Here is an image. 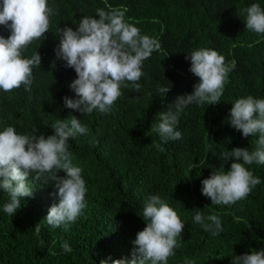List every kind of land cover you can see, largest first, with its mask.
<instances>
[{
    "label": "trees",
    "instance_id": "1",
    "mask_svg": "<svg viewBox=\"0 0 264 264\" xmlns=\"http://www.w3.org/2000/svg\"><path fill=\"white\" fill-rule=\"evenodd\" d=\"M2 3V0H0ZM58 10L49 17L45 39L33 41L24 58L39 52L41 67L33 68L31 91L23 85L11 92L0 90V131L7 126L17 134L51 135L50 124L71 116L87 125L89 133L70 138L72 163L82 169L86 182L87 207L68 231L43 222L49 208L59 202L53 195V181L45 176L35 181L30 175L33 195L21 200L13 216L4 213L9 195L0 190V264H100L101 260H131L136 233L146 227L142 211L147 198L159 195L185 224L180 247L167 264H232L235 256L264 249V165L246 167L261 183L246 199L236 204L212 205L202 195L201 181L218 169L225 151L255 147L258 136L243 137L229 125L232 103L253 96L264 99V34L246 30V9L264 0H47ZM125 12V21L142 35L161 45L143 62L139 92L121 88L122 95L107 114L96 110L84 114L64 107L63 97L75 98L69 84L76 78L71 68L56 59L59 43L54 34L65 26L76 29L84 16H96V9ZM97 19L99 17H96ZM0 35L10 31L0 26ZM207 48L225 57L235 67L228 75L221 102L216 105H189L179 118L182 138L163 143L152 124L157 113L170 109L180 95L193 91L198 82L186 59L193 50ZM55 61V67H52ZM170 88L160 94L159 87ZM168 110V111H169ZM215 154V155H213ZM233 161L224 163L230 169ZM216 168V169H215ZM65 176L63 171L57 173ZM195 209L221 218L223 231L213 236L193 219ZM39 223L40 232L35 231ZM67 242L72 251L64 253ZM108 264H112L109 260Z\"/></svg>",
    "mask_w": 264,
    "mask_h": 264
},
{
    "label": "clouds",
    "instance_id": "2",
    "mask_svg": "<svg viewBox=\"0 0 264 264\" xmlns=\"http://www.w3.org/2000/svg\"><path fill=\"white\" fill-rule=\"evenodd\" d=\"M114 8L110 11L97 8L96 16L82 17L75 30L65 26L54 33L59 39L55 48L56 59L76 73V78L69 84L75 98L63 97L64 107L82 115L92 114L94 110L100 114L109 113L121 97L122 87L139 92L143 62L161 48L155 38L142 35L138 27L126 22L123 10ZM242 11L246 13V30L264 34V9L253 3ZM58 14L57 9L48 7L47 0H2L0 26L8 29L10 35L7 38L0 35V90L7 93L23 85L25 91H31L33 68L41 67L42 57L36 52L31 58H24L22 52L33 41L46 38L49 17ZM185 58L190 59L189 71L198 82L193 85L191 93L176 98L171 105L175 111L169 110L170 103L162 102L167 108L157 113L159 123L151 126L161 141L154 145L160 151H164L163 143L182 138V133L176 129L186 107L221 102L228 75L235 67L234 63H226L225 57L213 49L193 50ZM52 67H55V61ZM169 90L162 86L157 89L160 94H167ZM232 105L229 125L245 138L258 136V139L253 141L255 147L251 150L236 147L222 153L218 157L220 167L201 181V193L211 199L212 205H234L246 199L261 183V178L246 165H264V99L248 95L236 99ZM49 127L51 135L38 134L36 128L28 135L17 134L12 126L0 131V190L10 197L3 211L9 216L15 215L22 206V198L33 195L28 180L30 175L35 181L44 183L42 178L47 176L53 181V195L59 202L49 208L43 222L54 228L63 226L68 231L87 207L86 182L82 169L72 163L69 140L87 135L89 129L76 116L57 119ZM228 160L233 162L226 171L224 163ZM60 171L66 175H57ZM194 211V221L205 231L213 236L223 231L218 215H204L200 209ZM141 218L146 227L131 241V260L109 257L100 264H108L109 260L112 264H167L168 258L174 256L175 249L181 246L178 237H181L185 224L159 195L147 198ZM35 231L40 232L39 223ZM61 248L64 253L72 251L66 241ZM232 264H264V249L236 255Z\"/></svg>",
    "mask_w": 264,
    "mask_h": 264
}]
</instances>
